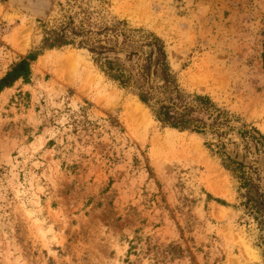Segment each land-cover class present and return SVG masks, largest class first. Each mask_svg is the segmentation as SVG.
<instances>
[{"label": "rangeland", "instance_id": "1", "mask_svg": "<svg viewBox=\"0 0 264 264\" xmlns=\"http://www.w3.org/2000/svg\"><path fill=\"white\" fill-rule=\"evenodd\" d=\"M122 21L127 41L107 34L118 62L131 70L128 53L161 37L186 92L235 115L226 151L260 176L241 192L264 194V154L238 133L264 134V0H0V78L45 29ZM210 138L163 126L86 48L45 50L0 92V264H264V230Z\"/></svg>", "mask_w": 264, "mask_h": 264}, {"label": "trees", "instance_id": "2", "mask_svg": "<svg viewBox=\"0 0 264 264\" xmlns=\"http://www.w3.org/2000/svg\"><path fill=\"white\" fill-rule=\"evenodd\" d=\"M122 22V28L77 30L70 23H66L60 27L45 29L40 48L22 56L0 78V92L18 80L28 82L32 77V64L45 50L69 45L86 48L96 66L109 79L136 94L163 126L212 136L206 145L236 179L240 195L246 198L245 206L258 222L260 229L264 230V194L258 192V197L255 198L241 192L245 189H258L260 176L253 165L233 157L226 151L227 141L224 137L233 130L231 122L235 120V115L220 108L210 95L186 92L171 68L165 41L155 33L145 36L140 45L141 52L133 50L128 53L129 61L135 59L131 70L122 66L115 56L118 51L109 44L107 38L109 31H112L116 38L122 36L124 42L128 40L127 23ZM71 34L84 36L86 39L77 43ZM157 79L160 83L155 84ZM238 133L246 148L253 147L258 154H264V134L259 129H239Z\"/></svg>", "mask_w": 264, "mask_h": 264}]
</instances>
